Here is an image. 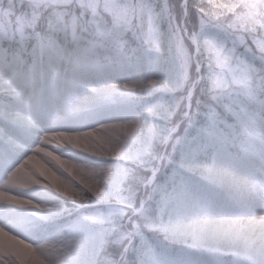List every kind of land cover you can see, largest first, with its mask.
<instances>
[{"label":"snow or ice","instance_id":"1","mask_svg":"<svg viewBox=\"0 0 264 264\" xmlns=\"http://www.w3.org/2000/svg\"><path fill=\"white\" fill-rule=\"evenodd\" d=\"M0 264H264V0H0Z\"/></svg>","mask_w":264,"mask_h":264}]
</instances>
